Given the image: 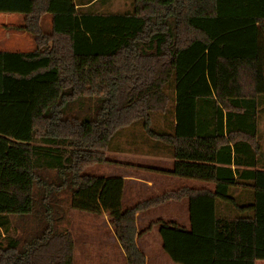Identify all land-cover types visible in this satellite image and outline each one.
<instances>
[{
	"label": "trees",
	"instance_id": "16d2710c",
	"mask_svg": "<svg viewBox=\"0 0 264 264\" xmlns=\"http://www.w3.org/2000/svg\"><path fill=\"white\" fill-rule=\"evenodd\" d=\"M92 1L0 0V12L24 14L16 29L36 45L0 50V264H75L71 209L107 213L127 264H146L137 213L184 197L191 229L149 225L173 261L264 260V0H129L96 12L108 0ZM126 137L165 147L171 174L215 192L180 188L124 209V178L86 168L109 163Z\"/></svg>",
	"mask_w": 264,
	"mask_h": 264
},
{
	"label": "crops",
	"instance_id": "0c3cea01",
	"mask_svg": "<svg viewBox=\"0 0 264 264\" xmlns=\"http://www.w3.org/2000/svg\"><path fill=\"white\" fill-rule=\"evenodd\" d=\"M95 1L93 0L87 5ZM100 7L93 8V11H101ZM44 17H50L48 30H46L50 32L52 16L49 14ZM23 24L24 22L21 25ZM18 31L23 32L24 35L27 32ZM7 39L8 37L4 35L0 37V50L28 52L36 47L35 45L34 48H23L21 43H12ZM260 127L264 130V120L260 123ZM138 129L140 128L138 127ZM155 146L153 141L145 140L142 137H126L122 148L106 152L109 163L91 165L86 172L104 177H123L125 180L122 199L124 209L160 196L167 191L180 188L215 192V182L171 174L175 166V158L170 155L165 147ZM91 168L97 170L91 173ZM217 202L218 213L221 214L220 212L223 211L227 213L225 207L227 204L223 201ZM73 210L83 214L90 213ZM91 216L90 219L83 221L74 222L73 220L75 264H127L126 253L121 246L109 215L107 213H93ZM158 221L172 222L191 229L190 198L168 200L149 209L139 211L136 215L137 229L142 232L136 241L146 256V264H181L173 261L164 250L160 225L156 224L149 228L151 223ZM256 264H264V260H259Z\"/></svg>",
	"mask_w": 264,
	"mask_h": 264
},
{
	"label": "rangeland",
	"instance_id": "374dc122",
	"mask_svg": "<svg viewBox=\"0 0 264 264\" xmlns=\"http://www.w3.org/2000/svg\"><path fill=\"white\" fill-rule=\"evenodd\" d=\"M105 7H102V6ZM130 5L129 0H108L102 4L97 3V7H100L99 9L105 10V11H117V10H124L127 9ZM49 14H47L48 16ZM50 17H43L42 25L44 30H48V21ZM24 22V14L22 13H5L0 12V37L2 35L8 37L7 41L9 42H17L21 43L23 48H34L35 42L32 34L29 32H25L24 35L23 32L16 30L17 26H20ZM19 41V42H18ZM88 168V167H87ZM86 168V170H87ZM90 169V168H89ZM97 169L91 168V173L96 171ZM47 177H52L55 175V172L49 171L45 173ZM64 194V193H63ZM61 196H65L64 195ZM76 210V209H75ZM74 210L71 209L68 212V216L70 218V230L73 231V220L75 221H83L84 219H90L93 215L90 213L83 214L78 212H73ZM34 219H32L30 216L23 219L19 224L16 226L15 233L18 236H23L25 232L29 231L32 226L34 225ZM73 234V233H72ZM76 236V235H75ZM74 237V236H73ZM75 252V249H74Z\"/></svg>",
	"mask_w": 264,
	"mask_h": 264
}]
</instances>
